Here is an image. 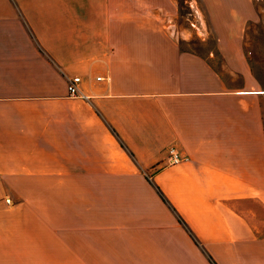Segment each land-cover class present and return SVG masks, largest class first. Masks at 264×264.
<instances>
[{
    "label": "crops",
    "instance_id": "crops-1",
    "mask_svg": "<svg viewBox=\"0 0 264 264\" xmlns=\"http://www.w3.org/2000/svg\"><path fill=\"white\" fill-rule=\"evenodd\" d=\"M199 3L222 69L178 0H0V264H264L258 11Z\"/></svg>",
    "mask_w": 264,
    "mask_h": 264
},
{
    "label": "rangeland",
    "instance_id": "rangeland-1",
    "mask_svg": "<svg viewBox=\"0 0 264 264\" xmlns=\"http://www.w3.org/2000/svg\"><path fill=\"white\" fill-rule=\"evenodd\" d=\"M253 1L258 15L245 24L242 40L244 50L250 57L251 62L261 65L263 71H261V74L264 75V0ZM178 3V13L172 18L171 22L172 30L178 32L179 35L182 33L186 37L180 40V45L194 48L205 55H208L210 50H214V55L209 56V58L217 68L222 69V57L215 54L217 47L216 35L209 22L205 19L206 17L199 0V11L203 12V19L200 14L198 16L195 15L196 13L188 0H178Z\"/></svg>",
    "mask_w": 264,
    "mask_h": 264
},
{
    "label": "built area",
    "instance_id": "built-area-1",
    "mask_svg": "<svg viewBox=\"0 0 264 264\" xmlns=\"http://www.w3.org/2000/svg\"><path fill=\"white\" fill-rule=\"evenodd\" d=\"M79 80H80V76L78 75H75L69 78L68 88H69L70 94L75 95V96H81L84 98H89V96L86 95L83 91H81L80 88L78 87ZM182 158H184V156L182 155V153L179 151V149L176 146L170 145L168 147L167 162L169 164L178 163ZM6 200L8 203L12 202V199L10 197H7Z\"/></svg>",
    "mask_w": 264,
    "mask_h": 264
}]
</instances>
